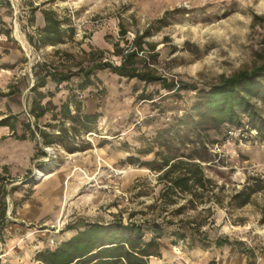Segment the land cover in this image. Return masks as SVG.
Listing matches in <instances>:
<instances>
[{"label":"rangeland","instance_id":"1","mask_svg":"<svg viewBox=\"0 0 264 264\" xmlns=\"http://www.w3.org/2000/svg\"><path fill=\"white\" fill-rule=\"evenodd\" d=\"M40 6L70 17L75 37L38 49L29 39L32 47L15 39L17 27L30 25L32 8ZM0 20V40H17L20 53L11 60L17 61L19 69L30 61L36 79L35 72L41 76L46 70L43 64L60 69L71 65L73 71L91 65L86 53L96 49L105 52L104 60L120 63V57L113 55L120 22L130 41L150 27L151 34L144 40L156 45L153 52L158 55L150 58L145 52L141 58L158 76L179 87L168 90L158 81L146 84L102 69L96 70L97 79L82 92L77 86L79 74L59 86L48 78L45 86L24 92L30 77L14 68L9 79L21 82L14 85L16 89L9 88L11 82H5L0 68V115L13 102L25 105L23 117L34 127L30 99L32 103L36 97L51 100L59 111L73 93L82 113L96 115L89 122L90 131L75 133L68 120L60 124L49 112L50 118L40 121L43 126L47 120L57 125L55 129L70 132L54 146L38 144L48 155L33 157L29 168L16 172L0 168L9 178L8 189L17 191L7 196L9 222L7 234L0 236V264H10L12 236L26 235L28 245L43 250L54 248L87 223L120 219L146 226L161 223L166 230L161 243L176 252L218 240L236 243L248 253L253 248L264 252V189L240 208L229 204L249 177L264 180V101L255 100L259 114L255 123L243 115L238 126L215 125L205 108L208 89L222 76L264 62V0H0ZM7 29L11 35L6 38ZM70 106L75 113L76 105ZM178 159L201 164L211 182L199 189L201 199L166 190L167 180L161 177ZM51 178L58 180L52 185L59 190L48 194L44 215L35 219L23 215L21 199H32L39 184ZM13 206L16 214L11 212ZM177 231L186 238L174 236Z\"/></svg>","mask_w":264,"mask_h":264},{"label":"trees","instance_id":"2","mask_svg":"<svg viewBox=\"0 0 264 264\" xmlns=\"http://www.w3.org/2000/svg\"><path fill=\"white\" fill-rule=\"evenodd\" d=\"M36 10L38 7L32 8L29 15L30 23L35 22ZM42 12L45 25L38 27L35 35L28 36L30 43L35 48L65 43L75 37L76 27L70 17H62L56 10L49 8L43 9ZM127 33L128 30L124 23L120 22V39L114 42L113 50V55L120 57V63L115 64L112 61L104 60L105 52L96 49L86 53L87 61L91 65L81 66L77 71H73L71 65H63L64 68L60 69L53 64H43L46 70L41 76L35 72L37 79L32 90L45 86L48 78L59 86L63 82L71 81L75 75L79 74L81 80L77 86L82 92L94 83V79H97L96 70L102 69H109L121 77L137 79L146 84L158 81L165 89L177 90L179 87L176 88L175 82H169L167 78L158 76L153 66L148 65L146 60L141 58V54L145 52L150 54V58L158 55L153 52L156 45L144 40L146 36L151 34V28H147L142 34H136L132 41L126 38ZM4 34L9 37L11 35L10 29L4 30ZM122 40L125 43L124 46L121 45ZM145 45L148 46V49ZM56 52L59 53L60 51L57 50ZM64 55L68 58L72 56L68 52H65ZM142 62L144 65H141ZM71 90L73 91V88ZM49 93V96L53 95L51 91ZM76 95L73 93L69 100L61 105L59 111L51 100L45 104L42 103V99L37 97L33 100L31 113L36 119L34 127L38 132L30 121L23 125L32 131V135L38 140V144H42L43 147L54 146L55 143H58L57 140H61L64 135L70 132L64 127L55 129L57 125L50 122L44 124L43 127L39 126L38 119L47 112H51L52 119L58 120L60 124H64L65 120H68L75 133L80 132L81 129L90 131L89 122L94 120L96 115L82 113L81 103L76 99ZM255 100L264 101V62L252 70L242 69L231 76H222L218 83L213 84L208 89L205 96V108L215 125L238 126L243 115L247 116L251 123L256 122L259 114ZM71 103L76 105L75 113L71 109ZM12 117L15 120L11 122ZM15 121L16 116L13 115L0 121V124L9 125L14 130ZM20 138H26L25 134L21 135ZM40 150L44 156L48 155L43 148ZM173 172L178 174L173 176ZM161 178L167 180V191L190 193L196 199L202 198L199 189H205L208 183H211L205 178L201 164L184 162L181 159L168 165ZM8 179L0 173L1 237L9 222L7 196L15 191L14 188L8 189ZM262 189H264L263 179L249 177L243 188L232 196L229 204L232 208H240ZM26 198L24 197V199ZM15 212L16 209L13 206L12 214ZM165 234V227L155 221L150 226L135 221L124 223L121 219L108 224L99 221L90 222L83 228H79L71 237L62 240L54 248L47 247L40 250L36 258L41 264H151L152 257L162 256L161 239ZM173 234L180 239L186 238L183 232L177 231ZM228 242L218 240L217 245Z\"/></svg>","mask_w":264,"mask_h":264},{"label":"crops","instance_id":"3","mask_svg":"<svg viewBox=\"0 0 264 264\" xmlns=\"http://www.w3.org/2000/svg\"><path fill=\"white\" fill-rule=\"evenodd\" d=\"M42 9L43 6L38 7V11L35 13V22L30 23V25L28 24L26 28L23 29L17 27V36H15V39H18L17 37H19L23 45L31 46V44L28 42V33L32 35L35 33L38 27H43L45 25V18ZM27 30L29 31L28 33ZM4 36L6 38L8 37L6 34ZM16 41L17 40H14L13 42L0 40V63L3 64L0 68L3 71L2 75L5 79V82H11L9 84V88L13 87L14 89L17 87L14 85L21 82H18L17 80L11 81L9 79L11 75L13 76V74L9 73H11L14 68L17 70L19 69L17 61L15 62V60H11L13 55L16 56L18 53H20L16 47ZM8 63H12V65L10 66ZM21 64H28V66H25L24 69H19V71L22 73V75H28L30 77L28 78L29 86L25 87L23 90L25 92L26 90L32 89V86H34L36 83V78L34 77L31 66L32 63L30 61ZM46 102L47 100H44L42 103L45 104ZM12 104V106L9 104V107L12 110L6 106V110H4L0 115V121L8 118L9 116H16L14 130H12L9 125L0 124V168L6 172H9V170L16 172L17 169L22 168L27 169L30 167L32 158L42 154L40 148H38V140L33 137L32 131L25 128L23 125L24 123L29 122L27 118L23 117L25 105L21 106V104L14 102ZM32 104V99H30V110L32 109ZM42 118L49 119L50 113L47 112L43 117L38 119V125L41 127H43V125L40 123ZM10 120L12 122L15 120V118L12 117ZM45 123H48L47 120ZM34 129L36 130L35 127ZM36 132L38 131L36 130ZM23 134L26 136L24 139L20 138V136ZM18 163L21 165V168H17ZM54 179L56 178H51L46 182L40 183L38 186V193L32 199H21L19 211H22L23 215L31 219H35L41 214L45 213L49 206L47 205L48 194H53V192L59 190L57 186L55 187L52 185L53 182L58 181ZM14 201L18 202L17 196H14ZM7 229L8 225L3 230L2 237L7 234ZM26 237L28 236L21 235V237L12 236V238H9L8 246L11 245L10 251H12V257H9L10 264H32L29 258H33L36 263L40 262L36 258L37 253L40 251V248L36 249V247L39 246L28 245V240H25ZM5 240L8 242L7 238ZM26 243L27 245H25ZM150 261L151 264H264V252L257 253L256 249L253 248V251L248 253L244 251L242 247L233 242L222 243L220 245H217V242H214L211 245L197 244L191 248H188L187 251L184 252H176L172 247L169 248L167 245L162 244V256L152 257Z\"/></svg>","mask_w":264,"mask_h":264},{"label":"built area","instance_id":"4","mask_svg":"<svg viewBox=\"0 0 264 264\" xmlns=\"http://www.w3.org/2000/svg\"><path fill=\"white\" fill-rule=\"evenodd\" d=\"M29 116H31L30 114H28ZM38 135V134H37ZM11 212H12V210H11ZM7 215H8V211H7ZM52 243H54V240H52Z\"/></svg>","mask_w":264,"mask_h":264},{"label":"bare ground","instance_id":"5","mask_svg":"<svg viewBox=\"0 0 264 264\" xmlns=\"http://www.w3.org/2000/svg\"><path fill=\"white\" fill-rule=\"evenodd\" d=\"M44 175L43 174H40V179L43 177ZM42 180V179H41Z\"/></svg>","mask_w":264,"mask_h":264}]
</instances>
